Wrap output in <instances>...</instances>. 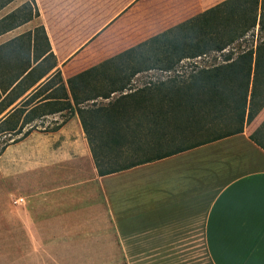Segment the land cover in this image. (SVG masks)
Masks as SVG:
<instances>
[{
  "label": "crops",
  "instance_id": "1",
  "mask_svg": "<svg viewBox=\"0 0 264 264\" xmlns=\"http://www.w3.org/2000/svg\"><path fill=\"white\" fill-rule=\"evenodd\" d=\"M223 1L33 0L37 17L0 31V127L17 125L20 109L35 110L28 125H59L0 152V264H50V243L65 240L51 203L63 200L89 205L76 219L90 214L144 264L197 241L209 264H264V149L250 140L264 132V108L241 133L99 176L77 113L86 107L67 85ZM50 102L59 112L46 114Z\"/></svg>",
  "mask_w": 264,
  "mask_h": 264
},
{
  "label": "trees",
  "instance_id": "2",
  "mask_svg": "<svg viewBox=\"0 0 264 264\" xmlns=\"http://www.w3.org/2000/svg\"><path fill=\"white\" fill-rule=\"evenodd\" d=\"M12 1L0 0V10ZM37 16L36 9L34 15L4 27V30L25 24ZM249 33L257 38V44L247 49L238 48L237 53L232 46L246 39ZM143 47L153 57L143 56ZM211 53L220 54L222 61L197 68L187 76L178 75L177 67L181 62ZM108 68H113V76L108 74ZM150 72L176 74L157 85L149 82L141 89L131 88L134 77ZM54 77L61 81L59 73ZM99 77L108 82V86H97ZM67 85L74 105L86 107L77 108V113L99 176L241 133L243 125L254 120L264 108V0H225L79 73L68 79ZM61 89H64L63 85ZM114 93L119 96L112 101ZM45 99L54 97L50 95ZM64 99H68L66 94ZM99 99L110 101L98 106L96 101ZM61 105L70 106V103ZM48 106L50 112L46 114L59 112L53 103ZM33 112L34 109L23 116L24 110L20 109L17 125L6 129L20 136L13 140V144L35 130L32 126L23 132L25 126L36 118ZM21 115L23 117L19 120ZM100 120L103 125L98 124ZM219 125L237 126L228 127L229 130L214 136L184 142L190 134L203 136ZM250 140L264 149V132L261 130L250 135ZM165 147L171 148L164 150ZM148 152L152 154L148 155Z\"/></svg>",
  "mask_w": 264,
  "mask_h": 264
},
{
  "label": "rangeland",
  "instance_id": "3",
  "mask_svg": "<svg viewBox=\"0 0 264 264\" xmlns=\"http://www.w3.org/2000/svg\"><path fill=\"white\" fill-rule=\"evenodd\" d=\"M25 1L26 2L24 4L20 5V2L14 0L12 3H9L5 7L4 12L0 11V19L8 14L7 17H4L2 20H0V31L3 30L4 27L12 26L13 24L19 23L26 16H29L30 14L34 15L36 13L37 7L33 0ZM12 14L14 15L10 16ZM256 44L257 38L252 37L249 33L246 39L236 43L232 47H234L235 51L238 53V48L247 49L254 47ZM28 50L29 46L24 49V52L27 53ZM141 53L143 54V56L147 57L151 55V57H153L151 52H147V48L143 47ZM221 61L222 56L218 53H211L207 56L200 57L194 60L183 61L177 67L178 75L187 76L189 73H191L197 68L209 67L214 64L220 63ZM108 69V74H110V76H113V68H110L109 70ZM175 74V72L169 74H160L159 72H150L147 74L142 73L131 80V88L141 89L149 82L152 85H157L160 81H166V79L174 76ZM100 78L101 77L97 78L96 80L97 86H108V82L102 81ZM110 100L99 99L96 101V103L98 106H102L106 105V103H108V101ZM21 118L22 115L19 117V120H21ZM98 124L103 125V122L100 120L98 121ZM32 126H35V130L37 131L46 132L52 130L57 125H26L23 129V132L30 129ZM234 126L237 125H229L228 127L232 129ZM216 127L217 128L214 130L211 129L206 131L203 136L190 134L184 142L197 141L195 139L200 140V138H206L210 135L214 136L217 133L229 130L226 125H219ZM220 128L221 130H219ZM6 129H10V125L1 126L0 132ZM2 135L0 137V152L3 151V148L6 144L12 143L13 140L20 137L19 135L16 136L14 135V133H12L11 136H7L6 138L2 139ZM170 148L171 147H165L164 150H169ZM151 154V152H148V155ZM51 207L52 231L60 230L62 237H64L65 240L61 242L52 241L50 243V264H144L143 260L141 259L126 258L123 255L121 246L119 245L118 241L114 239L112 234L106 233V231L102 229V227L91 225V219L89 218L90 214H87L85 218L76 219L75 214L77 213H89V211L91 210L89 205H85L82 202H76L73 200H63L61 202L57 201L51 203ZM58 223H61V226H57ZM186 245L187 247L183 248V252L179 251L180 255L178 257H160L158 259H153V262L155 264H209L205 257L201 242L197 241L194 243H190L189 245L186 243ZM39 261L40 259L36 258L34 264H43L42 261Z\"/></svg>",
  "mask_w": 264,
  "mask_h": 264
},
{
  "label": "built area",
  "instance_id": "4",
  "mask_svg": "<svg viewBox=\"0 0 264 264\" xmlns=\"http://www.w3.org/2000/svg\"><path fill=\"white\" fill-rule=\"evenodd\" d=\"M22 201V200H19V202Z\"/></svg>",
  "mask_w": 264,
  "mask_h": 264
}]
</instances>
